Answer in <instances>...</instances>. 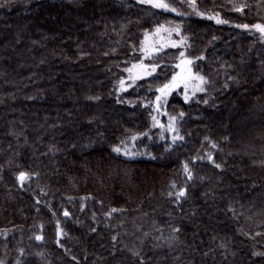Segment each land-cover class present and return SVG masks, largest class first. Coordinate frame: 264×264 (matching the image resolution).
Segmentation results:
<instances>
[{
  "label": "trees",
  "instance_id": "16d2710c",
  "mask_svg": "<svg viewBox=\"0 0 264 264\" xmlns=\"http://www.w3.org/2000/svg\"><path fill=\"white\" fill-rule=\"evenodd\" d=\"M172 1L0 0V264H264V0ZM160 23L187 101L179 47L119 87Z\"/></svg>",
  "mask_w": 264,
  "mask_h": 264
},
{
  "label": "rangeland",
  "instance_id": "374dc122",
  "mask_svg": "<svg viewBox=\"0 0 264 264\" xmlns=\"http://www.w3.org/2000/svg\"><path fill=\"white\" fill-rule=\"evenodd\" d=\"M135 1L140 2V0H135ZM176 1H177L176 3H178V1H180V0H176ZM164 2L167 3L170 8L176 9V11H170V10H166V11H170V12H173L175 14L182 13V11L177 7V5H175V2H173L172 0H164ZM145 4H147V3H145ZM181 4H182V2H181ZM162 10H164V9H162ZM213 17H215V16H213ZM216 18H219L221 20V18L218 16ZM212 19L214 21H216L215 18H212ZM260 25H264V24H260ZM157 29H160V31L157 32ZM261 35L264 38V34L261 33ZM184 44H185V37L182 34H180V29L176 25L160 23V24L154 25L151 29L146 30L145 32H143V37H142L140 44L137 48L138 57L135 60H133L124 69V76L122 77V79L118 83L119 87L122 88L121 81H124L123 87H127L128 85L134 83L135 81H137L141 78H145V77L152 75L154 72L151 71V69L153 67L156 68V66H155V64L151 63L150 59L166 48L179 47L180 52H179V55L177 57V61L174 64L175 68H174L173 72L171 73V76L159 87V89L162 88L165 84H168L172 80L173 76L181 73V68L177 67V65L181 64L182 60H191L185 52ZM173 45H175V46H173ZM182 52L184 53L183 57H181V55H180ZM133 65H143L146 67H144V68H141V67L133 68ZM184 67H191L193 74H198L199 76L204 77L202 74L193 70L192 64L184 66ZM128 69H131L132 71L129 72ZM148 72H151V74H147ZM134 77H138V78L134 79ZM204 80L206 81L205 77H204ZM196 86H200L203 89H205V83L200 84L199 80H191V81H188L187 89L184 87V83H180L179 86L172 89L168 93L167 96H162V94L158 91L157 97L160 96L161 99L159 101H162V100L167 99L168 96L174 90L181 89L180 95L182 96L183 99H185V95L192 97V96H195L196 94L202 92V91H196L195 94L193 95V91H194ZM156 101H157V99H156ZM172 121L173 120L170 117H167V119H165L163 125L166 128H169L170 124L173 126Z\"/></svg>",
  "mask_w": 264,
  "mask_h": 264
},
{
  "label": "snow or ice",
  "instance_id": "6c2138e0",
  "mask_svg": "<svg viewBox=\"0 0 264 264\" xmlns=\"http://www.w3.org/2000/svg\"><path fill=\"white\" fill-rule=\"evenodd\" d=\"M141 3H147V4H150L152 7L154 8H160V9H164V10H170V11H176L175 8H170L169 5L167 3L164 2V0H140ZM189 6L193 7V9H195V0H191V3L189 4ZM243 9L240 8V9H237V11H242ZM209 18H215L216 19V22L217 23H226V21H223V20H220L219 18H216V17H209ZM242 27L244 28H248L249 26L248 25H243ZM252 27H254L257 31L261 32L262 34H264V25H260V24H256V25H253ZM160 29H157V32H159ZM175 46V45H173ZM181 57L184 56V53L182 52L181 54ZM192 64V61L191 60H182L181 61V64H178L177 67H180L181 68V73L180 74H177L175 76L172 77V80L168 83V84H165L162 88L158 89V91L162 94V96H167L168 93L176 88L177 86H179L180 83H184V87L187 89L188 87V81H191V80H199L200 81V84H203V83H206V81L204 80V77L202 76H199L198 74H193L192 73V70H191V67H184V66H187V65H191ZM137 67H141V68H144L146 66H143V65H133V68H137ZM129 72H131L132 70L131 69H128ZM151 71H155V68L153 67L151 69ZM147 74H151V72H148ZM135 78H138V77H134ZM123 84H124V81H121V86L123 87ZM196 91H204V89L200 86H196L194 91H193V95L195 94ZM157 101H159L161 99L160 96H158L157 98ZM188 99H190V97L188 95H185V100L187 101ZM207 101H205L206 103ZM183 115V113H181V116ZM173 121H175V117H172L171 118ZM153 120H155V117H153ZM169 130H175L174 127L170 124L169 125ZM133 139H135V137H133ZM174 140L175 139H182V137H174L173 138ZM213 147H215V145H213ZM114 151L116 152H120L121 149L119 147L117 148H114L113 149ZM209 160H211V156L209 155ZM216 167H220V165H216ZM185 171L188 172V167L187 165H185ZM189 178L190 177V173H189ZM27 179H29L28 175L26 173H23L21 172L18 176V180L23 183L24 181H26ZM185 195V192L184 191H180L178 194H177V198L179 197H182ZM113 212L116 211V209H112ZM64 215H69L67 212L64 213ZM36 239H42V237L40 236H37ZM260 255H264V253H261Z\"/></svg>",
  "mask_w": 264,
  "mask_h": 264
}]
</instances>
